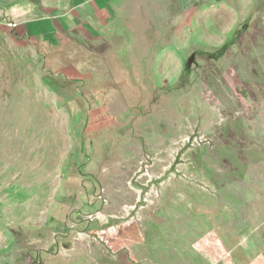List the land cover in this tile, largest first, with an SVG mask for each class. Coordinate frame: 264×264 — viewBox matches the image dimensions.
I'll return each instance as SVG.
<instances>
[{"label": "rangeland", "instance_id": "1", "mask_svg": "<svg viewBox=\"0 0 264 264\" xmlns=\"http://www.w3.org/2000/svg\"><path fill=\"white\" fill-rule=\"evenodd\" d=\"M0 264H264V0H0Z\"/></svg>", "mask_w": 264, "mask_h": 264}, {"label": "built area", "instance_id": "2", "mask_svg": "<svg viewBox=\"0 0 264 264\" xmlns=\"http://www.w3.org/2000/svg\"><path fill=\"white\" fill-rule=\"evenodd\" d=\"M139 167L135 172L136 182L138 186H140V190L136 192V203L133 208L136 206L144 207L147 203L151 201V198L157 193V190L154 186L153 178L150 172V169L153 165V159L148 154H143L141 160L138 163ZM138 174V175H137ZM143 181V182H141ZM147 190V192L143 195V191ZM104 193V191H102ZM98 199L102 201V204L107 205V200L102 196H99ZM95 216V217H94ZM103 215H101V211H97L94 215H90L88 217L89 220H94L93 218L100 219ZM103 238L100 237V241L103 242Z\"/></svg>", "mask_w": 264, "mask_h": 264}, {"label": "crops", "instance_id": "3", "mask_svg": "<svg viewBox=\"0 0 264 264\" xmlns=\"http://www.w3.org/2000/svg\"><path fill=\"white\" fill-rule=\"evenodd\" d=\"M92 4L96 7V2H93ZM118 227V234L116 232L110 233L109 230L104 231L108 249L114 252H128L133 258H139L145 245L142 242L138 230L132 222L128 223V228H126L127 226Z\"/></svg>", "mask_w": 264, "mask_h": 264}]
</instances>
